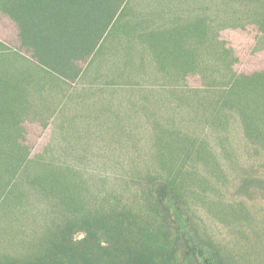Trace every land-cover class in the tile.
<instances>
[{"label": "rangeland", "instance_id": "obj_1", "mask_svg": "<svg viewBox=\"0 0 264 264\" xmlns=\"http://www.w3.org/2000/svg\"><path fill=\"white\" fill-rule=\"evenodd\" d=\"M196 1L203 40L158 138L142 110L121 139L64 140L41 79L132 55L133 22L171 4L0 0V264H264V0Z\"/></svg>", "mask_w": 264, "mask_h": 264}, {"label": "crops", "instance_id": "obj_2", "mask_svg": "<svg viewBox=\"0 0 264 264\" xmlns=\"http://www.w3.org/2000/svg\"><path fill=\"white\" fill-rule=\"evenodd\" d=\"M168 1L171 5L157 11L151 19L133 22V38L138 41L133 42V51L128 52L132 55H86L82 67L65 65L53 74L55 79H41V87L52 82L55 91L54 138L121 139L123 133L133 131L127 124L134 123L135 115L139 122L142 110L146 113L145 123L150 124L148 138H158L157 125L152 126L157 120L149 118L157 115L159 99L168 101L171 98L168 93L182 92L190 85L194 60L190 43L198 41L197 38L203 40V21L184 20L186 11L191 15V4L194 6L196 0ZM144 5L141 3L138 8ZM185 27L188 40H185ZM191 27L200 36H190ZM138 42L144 43L151 55H143ZM126 44L131 43L120 45V50ZM236 56L235 74L239 70V55ZM158 91L165 93L159 97ZM37 97L41 102V93ZM38 114L41 115V106Z\"/></svg>", "mask_w": 264, "mask_h": 264}]
</instances>
